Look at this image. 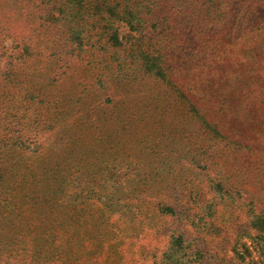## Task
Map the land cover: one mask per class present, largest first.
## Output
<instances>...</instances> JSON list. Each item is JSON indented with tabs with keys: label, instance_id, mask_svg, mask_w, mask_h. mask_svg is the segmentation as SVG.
Here are the masks:
<instances>
[{
	"label": "rangeland",
	"instance_id": "374dc122",
	"mask_svg": "<svg viewBox=\"0 0 264 264\" xmlns=\"http://www.w3.org/2000/svg\"><path fill=\"white\" fill-rule=\"evenodd\" d=\"M109 2L117 15L0 0V143L25 139L11 152L25 171L60 164L69 193L42 203L22 197L29 182L14 209L0 183V264H161L172 232L200 264H260L250 220L264 211V103H230L223 131L181 92H200L201 63L264 55V28L249 41L244 27L264 19V0Z\"/></svg>",
	"mask_w": 264,
	"mask_h": 264
},
{
	"label": "trees",
	"instance_id": "16d2710c",
	"mask_svg": "<svg viewBox=\"0 0 264 264\" xmlns=\"http://www.w3.org/2000/svg\"><path fill=\"white\" fill-rule=\"evenodd\" d=\"M68 1L72 7L81 6L100 13L107 12L114 16L117 15V9H115V6L111 4L109 0ZM252 10L253 9L249 10L247 13H253ZM83 11L84 10H80V12H77L84 15L85 13H83ZM256 12L258 11L256 10L254 13ZM241 14L242 12H237L234 18L238 20L241 18ZM260 21H262V23L264 22V19H260V16L258 18L253 17L247 19L244 27H246L245 32H247V39H249V41L251 38L255 39L252 30H261L264 28ZM110 24L109 38L113 41V43L118 44L121 42L117 31L118 29L114 27L115 25L113 23ZM75 36L76 38L79 37L76 39V42L81 46L83 44L82 39H80L79 35L75 34ZM263 38L264 34L262 36V40L260 41L261 44L264 42ZM225 44H227V39L225 40ZM259 53L260 51L255 49L253 54H249L242 60L221 57L219 59L216 58V61L214 62L201 63L196 68H199L203 72L204 67H207L208 74H203L201 72L203 76L198 77L196 75L191 80V83L200 88V92L197 94L196 91L193 93V91L190 92V89H188L187 92H181L182 95L187 97L186 99L188 103L193 108H196V105L199 104L203 110L205 109L207 111L210 116L209 119L213 121L219 129L226 131V128L231 127L233 119V115H229V111L231 110L230 103H244L249 108L253 106L255 102L257 103L256 96L260 98L262 103H264V55L260 56ZM147 65L152 68H161L159 65H155V62L153 63L147 61ZM196 68L194 67L193 71L190 72L194 73ZM240 73H243V75L246 73V76L241 79V83L245 84L236 88L234 87V81H237L236 83H238L241 78L239 75ZM147 81H151V78L147 77ZM2 140L3 142L0 143V149L4 148V151L2 152L5 159H2V152H0V183L5 182L6 184V194L4 195L10 208L15 209V195L18 194L20 187L23 188L24 185H27L29 182L36 183L38 188L35 187V189L33 187L29 190L23 189L25 195L21 194L22 197L33 198L36 192V194H38L41 198L42 203H50L52 205H56L59 202L67 203L69 193H67L66 188H64V182L67 179V174L61 170L60 164L48 165L39 163L33 171H25L27 167L24 166V163H26L27 159H24L22 157L23 155L20 156L19 159L16 155L12 158L11 156L17 150L21 149H19V147H24L25 144L29 148V144L25 143V139L19 135L10 136L7 139L4 138ZM12 151L13 154H11ZM42 185H45V187L43 188ZM161 209L167 213H175V209L169 205L162 206ZM55 219H57V217H55ZM250 225L254 228V233L250 236V238L258 252L260 264H264V211L253 212L251 214ZM41 226L42 223L38 225L39 228H41ZM59 244H61L58 247L59 249L65 248L64 242L63 244ZM245 249L249 253L247 246ZM200 259L201 252L192 248L190 239L186 238L183 233L172 232L168 245L162 253L161 264H200ZM77 263L78 259L76 260V264ZM61 264L73 263L71 259L63 256Z\"/></svg>",
	"mask_w": 264,
	"mask_h": 264
}]
</instances>
